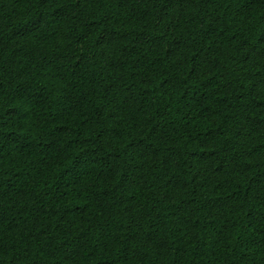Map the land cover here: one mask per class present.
<instances>
[{
	"label": "trees",
	"instance_id": "1",
	"mask_svg": "<svg viewBox=\"0 0 264 264\" xmlns=\"http://www.w3.org/2000/svg\"><path fill=\"white\" fill-rule=\"evenodd\" d=\"M0 264H264V0H0Z\"/></svg>",
	"mask_w": 264,
	"mask_h": 264
}]
</instances>
